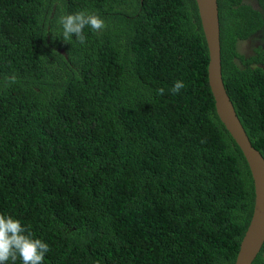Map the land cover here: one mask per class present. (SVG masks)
Here are the masks:
<instances>
[{"label":"trees","instance_id":"obj_1","mask_svg":"<svg viewBox=\"0 0 264 264\" xmlns=\"http://www.w3.org/2000/svg\"><path fill=\"white\" fill-rule=\"evenodd\" d=\"M254 1L216 0L219 57L264 157ZM81 10L105 28L65 41L59 18ZM249 36L246 55L236 40ZM207 60L195 0H0V214L48 244L43 264H233L252 178L215 112ZM249 264H264V240Z\"/></svg>","mask_w":264,"mask_h":264},{"label":"water","instance_id":"obj_2","mask_svg":"<svg viewBox=\"0 0 264 264\" xmlns=\"http://www.w3.org/2000/svg\"><path fill=\"white\" fill-rule=\"evenodd\" d=\"M195 4L207 48L206 79L215 112L238 145L252 178L253 205L233 260V264H249L264 240V157L251 144L222 82L216 0H195Z\"/></svg>","mask_w":264,"mask_h":264},{"label":"clouds","instance_id":"obj_3","mask_svg":"<svg viewBox=\"0 0 264 264\" xmlns=\"http://www.w3.org/2000/svg\"><path fill=\"white\" fill-rule=\"evenodd\" d=\"M58 22L62 28L63 39L70 42L74 34L80 44L86 41L84 33L86 27L93 32H100L106 26L100 15L86 13L83 10L63 15ZM13 82L15 77H9V83ZM184 87L185 83L182 80H176L170 91L177 94ZM164 91V88H159L157 94L162 95ZM48 250V244L34 238L31 230L26 229L18 219L0 214V264H5L9 260L15 262L18 258L22 264H43Z\"/></svg>","mask_w":264,"mask_h":264},{"label":"flooded vegetation","instance_id":"obj_4","mask_svg":"<svg viewBox=\"0 0 264 264\" xmlns=\"http://www.w3.org/2000/svg\"><path fill=\"white\" fill-rule=\"evenodd\" d=\"M252 2L253 5H256V2L254 0H250ZM255 2V4H254ZM252 36L254 37V33L252 34ZM258 40L256 39H252L251 36H249L248 38H239L236 40V48L239 52H243L246 55H249L251 53H253V50H251V47L256 45V42ZM250 63H253V60L250 61Z\"/></svg>","mask_w":264,"mask_h":264}]
</instances>
